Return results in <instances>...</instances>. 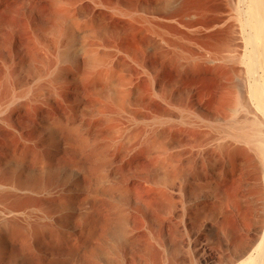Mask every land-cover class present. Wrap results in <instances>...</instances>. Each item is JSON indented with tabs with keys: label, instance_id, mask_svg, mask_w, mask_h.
Returning a JSON list of instances; mask_svg holds the SVG:
<instances>
[{
	"label": "bare ground",
	"instance_id": "obj_1",
	"mask_svg": "<svg viewBox=\"0 0 264 264\" xmlns=\"http://www.w3.org/2000/svg\"><path fill=\"white\" fill-rule=\"evenodd\" d=\"M12 228L37 264H264V0H0Z\"/></svg>",
	"mask_w": 264,
	"mask_h": 264
},
{
	"label": "rangeland",
	"instance_id": "obj_2",
	"mask_svg": "<svg viewBox=\"0 0 264 264\" xmlns=\"http://www.w3.org/2000/svg\"><path fill=\"white\" fill-rule=\"evenodd\" d=\"M210 83V84H209ZM214 83V82H213ZM212 82H208V84L206 86H208V88L210 89H213L215 88L216 84H213ZM212 85V86H211ZM210 86V87H209ZM214 86V87H213ZM110 188V187H109ZM113 190L110 189L109 193H111V191ZM142 192V191H140ZM108 193V194H109ZM110 203L108 202H105L102 203V204H95L90 210L89 212L87 213V216H88V219L90 220L91 218H96L97 220L100 221V223L102 225H105L107 220H108V217L110 215V211L112 213V211H115L116 209V206H113V205H109ZM111 207H109V206ZM121 206V207H120ZM99 207V208H98ZM114 209H113V208ZM118 209L119 208H122L120 209L124 211L123 208H125V205L124 203H120V205H118L117 207ZM113 209V210H112ZM117 209V210H118ZM121 211V212H123ZM125 212V211H124ZM109 214V215H108ZM100 215V216H99ZM159 232V230L157 231V233ZM126 234L127 232H123V233H120V235L118 236V239H122V238H125L126 237ZM145 234V233H144ZM144 234H142V238H143V243L146 244V246H148V242H147V235L144 237ZM160 234V233H158ZM6 242L10 243V242H14L15 245L18 246L19 250L16 251V252H13L11 255H8V254H0V258H4L8 261H10L11 264H30V263H33V264H37V262H40L43 261V252H40V250H38L36 247H37V242L39 240H42V236L40 233H34V232H31L30 235L28 233H26L25 230H20L19 231H16L15 228H12L11 229V234L9 236V238H5L4 239ZM146 240V241H144ZM142 244V248L145 247V245ZM151 247V246H150ZM153 248V247H152ZM152 252V253H150ZM148 253H144V257H149V259H147L149 262L153 263V264H161L160 262V258L158 256V251L155 248L152 249V251H150ZM178 253H180V255L178 254V264H187V261H184L182 258H181V254H182V251L179 249ZM209 253H211L210 250L208 249H204L202 250L199 254H198V257L200 258V260L198 259V261H200L201 263H203L204 259H208L209 258ZM197 254V253H196ZM119 255H121V251L118 252L116 249H114V251L112 250L111 251V255H109L108 257H105V256H101L100 259H98L95 254L94 255H88V256H85L84 258H80L78 259V261H75L76 263L74 264H93V262L91 261V258L93 259H97V260H100L101 263L103 264H119ZM104 257V258H103ZM117 257V258H116ZM197 257V258H198ZM207 257V258H206ZM154 260H153V259ZM203 259V260H202ZM146 260V261H147ZM185 262V263H184ZM142 264H145L144 260H143V263Z\"/></svg>",
	"mask_w": 264,
	"mask_h": 264
}]
</instances>
